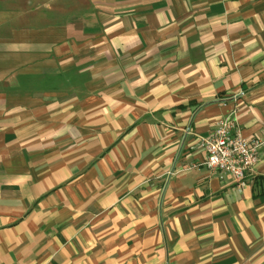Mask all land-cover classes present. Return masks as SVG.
<instances>
[{"label":"crops","instance_id":"1","mask_svg":"<svg viewBox=\"0 0 264 264\" xmlns=\"http://www.w3.org/2000/svg\"><path fill=\"white\" fill-rule=\"evenodd\" d=\"M264 0H0V264H264Z\"/></svg>","mask_w":264,"mask_h":264},{"label":"built area","instance_id":"2","mask_svg":"<svg viewBox=\"0 0 264 264\" xmlns=\"http://www.w3.org/2000/svg\"><path fill=\"white\" fill-rule=\"evenodd\" d=\"M199 145L205 153L202 165L208 172L243 184L261 161L264 135L243 138L232 121L224 119L216 123Z\"/></svg>","mask_w":264,"mask_h":264}]
</instances>
